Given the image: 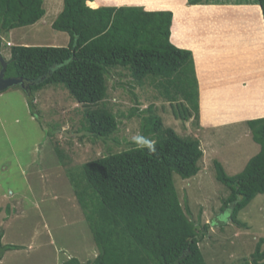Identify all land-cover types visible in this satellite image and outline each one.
<instances>
[{
    "label": "rangeland",
    "instance_id": "374dc122",
    "mask_svg": "<svg viewBox=\"0 0 264 264\" xmlns=\"http://www.w3.org/2000/svg\"><path fill=\"white\" fill-rule=\"evenodd\" d=\"M187 1L184 5L190 7ZM226 1L231 3L209 5L200 14L191 12L201 19V26L208 24L205 29L210 40L208 47L196 52L198 65L201 63L197 68L211 84L202 93L201 102V81L196 72L197 115L182 95L169 99L159 85L161 79L138 82L131 72L118 68L107 79V107L118 119V132L115 141L112 138L104 143L88 133L87 108L77 104L63 85H47L33 90L32 96L21 86L0 92V246H16L2 252L0 264H66L72 258L81 263L95 259L98 251L69 176L78 177L85 163L107 154V149L116 153L135 144L132 138L143 136V118L149 113L161 119L163 129L200 142V172L186 180L174 175L173 180L188 218L200 226H210L200 244L206 264H252L251 254L259 239H264V194L257 195L234 222L229 207L222 209L229 191L216 179L213 162L221 163L227 175L233 176L259 153L246 121L264 117V23L260 6ZM132 4L128 6H136ZM103 5L94 0L88 6ZM43 8L45 16L34 25L0 33V58L10 59L9 42L13 46L68 45L69 35L52 28L63 0H43ZM184 16L182 11L174 14V43L178 20L181 24ZM196 33L187 31L186 36L195 43ZM206 50L208 56L203 55ZM206 67L211 72H203ZM180 104L188 109L185 120L178 114ZM98 107L101 104L91 109Z\"/></svg>",
    "mask_w": 264,
    "mask_h": 264
},
{
    "label": "trees",
    "instance_id": "16d2710c",
    "mask_svg": "<svg viewBox=\"0 0 264 264\" xmlns=\"http://www.w3.org/2000/svg\"><path fill=\"white\" fill-rule=\"evenodd\" d=\"M229 2L187 1L188 6ZM87 3L91 7L94 0H63V9L52 23L55 31L69 35L66 47L7 45L10 59L5 77L22 79L31 96L47 85H63L77 104L87 108L88 133L104 143L115 141L118 132V119L107 107L108 75L118 68L131 72L138 82L161 79L166 96L176 100L182 95L197 115L195 60L190 50L171 42L172 11L136 6L93 9ZM234 3L260 6L264 23V0ZM45 14L43 0H0V33L32 26ZM178 114L184 120L189 117L181 104ZM246 125L259 153L233 176L213 162L216 179L229 191L222 209L234 204L230 210L234 222L257 195L264 194V117ZM142 132L155 141L154 152L135 144L116 153L107 149V154L85 163L78 177L70 174L98 253L93 261L72 258L66 264H174L182 256L180 264H206L200 244L210 226L188 218L173 180L174 175L186 180L200 172V142L163 129L161 119L150 113L143 118ZM263 244L264 239H259L252 264H264ZM13 248L0 246V259L3 251Z\"/></svg>",
    "mask_w": 264,
    "mask_h": 264
},
{
    "label": "crops",
    "instance_id": "0c3cea01",
    "mask_svg": "<svg viewBox=\"0 0 264 264\" xmlns=\"http://www.w3.org/2000/svg\"><path fill=\"white\" fill-rule=\"evenodd\" d=\"M119 1H124V3L116 4V3H109V2H107V0H99L100 5L103 3V4H106V6L121 7V6H128V5H131V3H133L132 5H136V7H143L147 11H172L173 19H174V14L176 12H181L182 11V13L183 12L185 13L184 18L181 21V24H180V22L178 20V25H177V28H176V35H177L176 36L177 37L176 43L172 42V35H171V42L175 46H177L179 48H182V49H188V50H190L193 53L195 64H196V72L199 75L200 81H201L200 82V89L202 91L201 92V102H203L202 101V93L205 94V91H207V90H209L211 88L210 87L211 84L209 85L208 82H207L208 83L207 84L206 81H204L207 78V76L203 77V75L201 74L202 71L199 68H197L198 62L200 61V56H196V52L197 53L201 52V50H203L204 46L205 47L209 46L208 45L209 44L208 41H210V40H209V38L207 36L208 29L207 30L205 29V27L208 26V24L204 23V25L201 26L200 25L201 19H196L195 16H193V13H191V12L192 11L193 12H199V14L200 13H204V11H207L206 9L209 8V5L186 7L184 5V0H163V1L159 2V3L156 2V1L151 2L150 0H144V1L142 0L141 3L139 1H136V0L132 1V2H130V0H118V2ZM104 6L105 5L99 6V7H104ZM219 6H225V5H219ZM99 7H97V8H99ZM94 9H96V8H94ZM198 22H199V24H198ZM205 30H206V32H205ZM187 31L188 32L189 31L190 32L191 31L192 32H197L196 35L194 36V38H196L195 43H194L193 40L191 41V40L188 39V37L186 36ZM201 31H202V33H201ZM7 44L12 46V44L10 42L7 43ZM207 52H208V50H206L203 53V55L205 54V56H206L208 54ZM222 61L223 60L219 59V62L223 63ZM200 65H201V63H200ZM200 65H198V67ZM221 71L222 70H220L219 72H221ZM203 72H205V73L211 72V69H209V67H206ZM228 72H231V71H228ZM259 118H262V117H259ZM254 119H257V118H254ZM248 120H251V119H248ZM237 121H239V120L237 119ZM237 121H234V122H237ZM240 121H243V120L241 119ZM234 122H231V123H234ZM206 123H208V122L205 121L204 124H206Z\"/></svg>",
    "mask_w": 264,
    "mask_h": 264
},
{
    "label": "water",
    "instance_id": "95a60500",
    "mask_svg": "<svg viewBox=\"0 0 264 264\" xmlns=\"http://www.w3.org/2000/svg\"><path fill=\"white\" fill-rule=\"evenodd\" d=\"M0 64H1V70H0V92L5 91L9 88L16 87V86H21L23 89L28 90L29 85H25L22 79L18 78H6L5 77V72L7 69V61L4 60L3 58H0ZM242 196H240V199ZM229 210H232L234 207V204H229ZM219 223V221H218ZM185 256H182L180 259L176 260L174 264H180V260L184 259Z\"/></svg>",
    "mask_w": 264,
    "mask_h": 264
},
{
    "label": "clouds",
    "instance_id": "9594fccd",
    "mask_svg": "<svg viewBox=\"0 0 264 264\" xmlns=\"http://www.w3.org/2000/svg\"><path fill=\"white\" fill-rule=\"evenodd\" d=\"M9 46V44H7ZM132 141L140 148H147L149 151L154 152L155 149V141L149 140L148 138L137 135L132 138Z\"/></svg>",
    "mask_w": 264,
    "mask_h": 264
},
{
    "label": "bare ground",
    "instance_id": "6f19581e",
    "mask_svg": "<svg viewBox=\"0 0 264 264\" xmlns=\"http://www.w3.org/2000/svg\"><path fill=\"white\" fill-rule=\"evenodd\" d=\"M264 69V68H263Z\"/></svg>",
    "mask_w": 264,
    "mask_h": 264
}]
</instances>
